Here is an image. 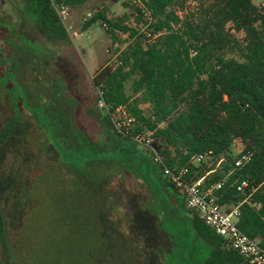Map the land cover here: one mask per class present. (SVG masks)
<instances>
[{
  "label": "rangeland",
  "instance_id": "374dc122",
  "mask_svg": "<svg viewBox=\"0 0 264 264\" xmlns=\"http://www.w3.org/2000/svg\"><path fill=\"white\" fill-rule=\"evenodd\" d=\"M140 2L59 5L67 35L50 39L28 0H0V264H78L86 256L93 264H202L208 256L150 143L102 123L106 110L92 79L114 63L126 35L114 40L101 20L82 26L105 9L107 19L127 15L128 26L145 31L136 20ZM219 3L185 0L179 14L206 27L218 21ZM225 32L233 37L226 56L239 57L243 31L227 23ZM239 146L235 139L233 154Z\"/></svg>",
  "mask_w": 264,
  "mask_h": 264
},
{
  "label": "trees",
  "instance_id": "16d2710c",
  "mask_svg": "<svg viewBox=\"0 0 264 264\" xmlns=\"http://www.w3.org/2000/svg\"><path fill=\"white\" fill-rule=\"evenodd\" d=\"M85 1L28 3L35 6L37 26L51 39L67 35L55 5L74 7ZM140 1L134 8L136 20L147 25L145 31L128 26L127 15L107 19L105 9L82 26L85 30L101 20L114 40L117 33L126 35L114 63L97 69L92 79L101 92L98 99L106 105L102 123L119 136L149 132L154 161L156 155L161 158L162 171L164 166L186 168L184 179L200 181L202 189L222 181L213 190L216 202L225 211L238 206V228L264 248V6H256L253 0H219L215 9L218 21L213 18L211 25L201 27L180 16L185 0ZM227 23L244 33L239 57L226 56L233 39L225 32ZM128 81L129 93L125 89ZM141 104H147L146 110ZM122 105L133 118L126 133L115 130L110 119V113ZM236 138L241 140L243 152L250 154L249 162L241 167H234L230 156ZM208 151L207 160L193 161ZM241 180L249 183L244 192L236 190ZM166 183L183 195L167 176ZM184 205L193 231L210 246L202 264H255L207 225L196 210ZM153 228H158L155 223ZM3 232L0 210L1 236ZM165 233L170 245L171 236ZM77 262L93 264L91 256Z\"/></svg>",
  "mask_w": 264,
  "mask_h": 264
},
{
  "label": "built area",
  "instance_id": "2783aa9c",
  "mask_svg": "<svg viewBox=\"0 0 264 264\" xmlns=\"http://www.w3.org/2000/svg\"><path fill=\"white\" fill-rule=\"evenodd\" d=\"M260 6H264V3L261 2ZM55 8L57 10V5H55ZM101 105L104 107L106 106L103 101L101 102ZM110 119L115 130L120 133H126L125 127L133 120L122 106L117 107L110 113ZM132 138H134L136 142L145 145H148L151 141V138L145 139V137L140 134H137ZM239 147L240 148L236 150V154H233L230 148V156L233 160L234 167H241L250 160V154L243 152L244 146L241 140ZM210 154V151L200 153L194 157L193 161L195 163L205 161L210 157ZM155 160L156 162L159 161L162 163L161 158L157 155ZM163 173L182 191L187 208L196 210L200 218L207 225L212 227L217 234L228 239L231 246L240 255L250 259L255 264H264V248L259 245L257 240L248 237L237 226L239 214L238 206L231 208L230 211H225L224 208L216 202V196L214 195L213 190L220 188L222 181L208 189H202L200 181L191 182L184 179V176L187 173L186 168L174 170L164 166ZM248 185V181L241 180L236 184V190L244 192L245 188H248Z\"/></svg>",
  "mask_w": 264,
  "mask_h": 264
}]
</instances>
